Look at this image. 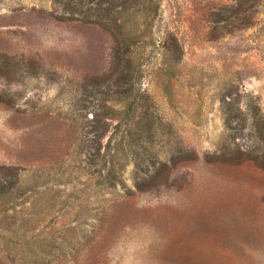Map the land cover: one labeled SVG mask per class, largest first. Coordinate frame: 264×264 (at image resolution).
I'll use <instances>...</instances> for the list:
<instances>
[{"label":"rangeland","instance_id":"rangeland-1","mask_svg":"<svg viewBox=\"0 0 264 264\" xmlns=\"http://www.w3.org/2000/svg\"><path fill=\"white\" fill-rule=\"evenodd\" d=\"M129 2L0 0V264H264V0Z\"/></svg>","mask_w":264,"mask_h":264},{"label":"trees","instance_id":"trees-1","mask_svg":"<svg viewBox=\"0 0 264 264\" xmlns=\"http://www.w3.org/2000/svg\"><path fill=\"white\" fill-rule=\"evenodd\" d=\"M122 5H123V7H125V9L132 8V7H136V6H132L130 4L129 0H122ZM106 13H107V17L112 18L111 17L112 16V8L111 7H107L106 8ZM120 27H121V24L119 25V30H120ZM120 34H121V37H122L123 41H127L128 38L130 37V35H127L126 32H120ZM224 101H225V104H226L225 111L224 112H225L228 120L234 119V118H240L241 115L244 114L243 113V109L241 108V106H239L237 104L236 101H234V102H232V101H226L225 100V97H224ZM124 120L126 121L127 124L130 125L129 116L127 115L125 117V119L124 118L123 119H120L115 124V127H120L124 123L123 122ZM92 121H95L96 122L95 125H94L95 128L102 127V121L103 120H101V118H99L97 115L92 119ZM103 125H112V123L111 122H105L104 121L103 122ZM145 149H146L147 152L149 151V149H147V148H145ZM188 151L193 153L192 150H188ZM111 157H112L113 161L116 160L117 157H118V152L113 153V155ZM106 164L108 165L109 162L106 163ZM162 164H163V166H167L166 163H162ZM147 167H148V171L149 172H151V168H153V167H154L153 168L154 169L153 171L158 170V167H157L156 162H154L153 164H147ZM113 168H114V165H113V167H109L108 166L107 178H109V177H111L113 175V170H114ZM136 177L138 178L137 175H136ZM152 179H153V177H151L150 179L145 178V182L144 183H146L147 181H149L151 183ZM136 183H137V187L139 189H145V187H148L146 185H141L138 181Z\"/></svg>","mask_w":264,"mask_h":264}]
</instances>
